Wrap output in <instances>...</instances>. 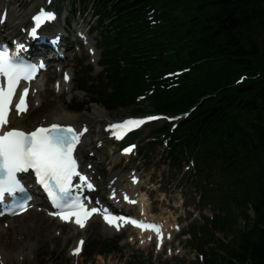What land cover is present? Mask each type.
<instances>
[{
  "label": "trees",
  "instance_id": "trees-1",
  "mask_svg": "<svg viewBox=\"0 0 264 264\" xmlns=\"http://www.w3.org/2000/svg\"><path fill=\"white\" fill-rule=\"evenodd\" d=\"M129 1L122 0L120 6H126ZM164 2L170 11L184 12L169 25L170 34L166 38L169 47L189 40L192 51L183 57L180 66L193 62L199 65L189 75L194 82L167 94L165 101L157 103L158 109L177 112L209 96L189 123H195L200 135L195 141L203 139V146V137L209 142L212 132L218 144L219 136L231 140L233 133L238 139L237 149L249 161L253 175L251 180L238 181L237 206L247 221L246 227L240 231L218 225V230L230 233L232 238L227 243L212 241L215 253L207 264H264V0ZM135 28L128 30L119 25L106 30L103 61L111 66L108 85L114 89L112 94L105 93L102 97L108 111L131 104L135 77L145 72L140 66L137 70L134 68V63L139 62L134 58L138 54V45L132 36ZM119 61L127 66L132 64V69L121 68ZM240 76L248 80L236 84ZM78 82L83 83L84 79ZM248 205L254 213L251 222L246 214Z\"/></svg>",
  "mask_w": 264,
  "mask_h": 264
},
{
  "label": "snow or ice",
  "instance_id": "snow-or-ice-1",
  "mask_svg": "<svg viewBox=\"0 0 264 264\" xmlns=\"http://www.w3.org/2000/svg\"><path fill=\"white\" fill-rule=\"evenodd\" d=\"M53 18V13L43 10L33 17L37 22ZM33 35H35V30ZM34 72V67L18 64L5 52H0V77L6 80V87L0 85V201L5 198L6 194L13 195L24 191L17 178V173L31 169L35 171L39 181L48 190L54 206L61 208L63 205L62 211L53 213V215H58L61 220L75 216L76 223L83 228L84 221L99 211L97 208L87 209L79 198L70 195L74 176H78L89 189L93 188V185L87 182V177L80 175L77 171V162L73 156V151L83 133L71 126L64 127L59 124L37 127L32 131L8 127L11 107L15 108L16 114L27 109L25 97L28 89L24 88L23 93H18L17 86L21 80L31 79ZM64 79L68 80L67 74ZM14 96H18V103H14ZM147 119H156V117ZM143 122V120L129 119L123 124H113L110 127L115 129L124 126H139ZM125 151H131V148ZM104 219L109 224H113L115 219L125 220L127 218H113L105 212ZM132 223L141 228H153L158 236L160 235V230L155 225L145 226L136 221ZM116 226L119 228V225ZM80 243L82 244L83 241ZM79 251V247L74 249V253Z\"/></svg>",
  "mask_w": 264,
  "mask_h": 264
},
{
  "label": "rangeland",
  "instance_id": "rangeland-1",
  "mask_svg": "<svg viewBox=\"0 0 264 264\" xmlns=\"http://www.w3.org/2000/svg\"><path fill=\"white\" fill-rule=\"evenodd\" d=\"M70 68L72 69V72L75 73V67L76 64H69ZM80 100L83 99V97H78ZM55 100L52 99L51 94L47 95L45 97L46 100V105L42 106L41 108H39L36 111H33L32 114H30V117H28V120H26L24 122L26 127H29L33 121H36L38 118H40V116L46 112L47 110L51 109L52 106L56 105L57 103H63L64 105H67L68 101L70 100L68 96H62L59 99L54 98ZM100 108L99 106L96 105H92L91 107H89V110H93L94 108ZM123 113V112H122ZM108 114V113H107ZM79 115L82 117L83 115H86V113L82 112L79 113ZM109 117L111 119H114L118 116L121 115V113H116V114H108ZM147 134V131H146ZM162 169H166V167H162ZM34 213L28 217L23 219V222H30L32 220V218ZM40 217H43L42 215ZM242 223L240 222V225ZM48 228V227H47ZM11 232V230H10ZM45 232H47L46 230H41L40 233L39 231H37L36 229L30 231V239H34L38 236H44ZM90 234H91V238H90V243L88 245L89 246L92 243H104L109 241V239L105 238L103 236V231L102 229H98L95 225H93L90 228ZM48 233V232H47ZM11 237H12V232L10 233ZM20 235V234H18ZM26 235V234H25ZM16 237V236H15ZM14 237V238H15ZM19 238L21 236H18ZM221 237L222 236H218ZM13 238V239H14ZM224 240H228V238H223ZM54 242V241H53ZM111 242V241H109ZM52 245V243H45L39 250V255L35 260H26L25 262H23L22 264H68V261L66 259V256L64 254V252H59L57 250H55L53 252V256L52 258H49L47 260H43L42 255L44 253L49 254V248ZM118 249H111V248H105L102 249L100 252H102L100 254V256L97 255H93L89 258H87L86 260L83 261V263L81 264H163V261L160 259H153V258H149L146 252H141L137 249H135L133 246H129V245H118ZM95 253L99 252L97 245H95ZM186 258L187 259H191L192 256L189 254H186ZM178 261H183V262H178ZM169 264H189V262L185 261V260H174L171 261Z\"/></svg>",
  "mask_w": 264,
  "mask_h": 264
},
{
  "label": "bare ground",
  "instance_id": "bare-ground-1",
  "mask_svg": "<svg viewBox=\"0 0 264 264\" xmlns=\"http://www.w3.org/2000/svg\"><path fill=\"white\" fill-rule=\"evenodd\" d=\"M13 16H14V14L11 16L13 19L12 21H17V25H21L24 22V20H22V18L16 17L14 19ZM36 87L39 88V91H40L39 95L37 96V99L39 100V102L41 103V106H42L45 103V98H44L42 91H41L42 84L37 83ZM67 109H68V106H64L62 102L57 103L56 105L52 106L51 109L47 110L46 113L42 116V118H44L46 120V122H58L61 124L78 123L80 116L76 115L75 113L68 112ZM24 119L21 120V118L20 119L14 118L11 120V122L13 123L14 127L24 129L25 127L22 128V123H21L22 121H24ZM107 119H108V115L103 113L100 108L95 107L93 109V112L88 117V119H85V120H88V122L90 123V125L92 127L91 134L93 133L96 136L97 132H96V128H94V127H97V125L101 121H106ZM36 122H38V121H36ZM25 130H31V129H25ZM87 141L88 140H86L85 142H87ZM24 216L25 215H22L19 218L13 219L10 222L11 227L14 226V223L16 222V225L13 227L14 230H12V233L14 236L16 234L23 235L25 232H27L28 233L27 235H29V232L31 230H34V229H36L40 232L43 229L45 230L48 226L56 227L54 224V221H51L48 218H38V217L35 218V220L33 221V223L29 227H26V225L23 222L18 223V221H20ZM50 222H52L51 225H50ZM69 229L71 230V228H69ZM0 235H5V231L1 227H0ZM47 236H50V234L45 232V235H44V237H42V240H44V238H45V241H46V239H48ZM39 239L41 242V238H39ZM6 243H7V239L5 240L4 236L1 237L0 255L2 256V260H5V262H11L12 258L15 256L17 257L18 255L13 256L10 249H8L7 247H4ZM21 244H22L21 242H17V241L14 242V239H11L10 246L12 245V246L18 247V246H22ZM33 249H34V247H33Z\"/></svg>",
  "mask_w": 264,
  "mask_h": 264
}]
</instances>
